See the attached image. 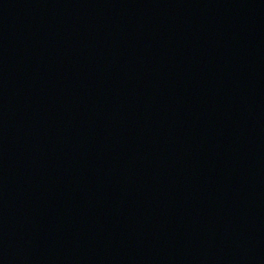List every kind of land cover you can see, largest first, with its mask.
Masks as SVG:
<instances>
[{"label":"water","instance_id":"95a60500","mask_svg":"<svg viewBox=\"0 0 264 264\" xmlns=\"http://www.w3.org/2000/svg\"><path fill=\"white\" fill-rule=\"evenodd\" d=\"M0 264H264V0H0Z\"/></svg>","mask_w":264,"mask_h":264}]
</instances>
